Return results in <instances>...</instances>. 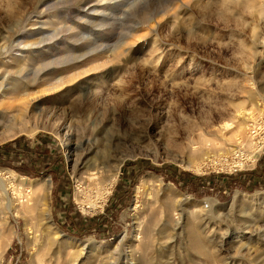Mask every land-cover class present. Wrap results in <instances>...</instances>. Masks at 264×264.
<instances>
[{
    "label": "rangeland",
    "instance_id": "374dc122",
    "mask_svg": "<svg viewBox=\"0 0 264 264\" xmlns=\"http://www.w3.org/2000/svg\"><path fill=\"white\" fill-rule=\"evenodd\" d=\"M0 86V131L31 100L58 132L0 143L40 171L0 150V264H264V0H0Z\"/></svg>",
    "mask_w": 264,
    "mask_h": 264
},
{
    "label": "bare ground",
    "instance_id": "6f19581e",
    "mask_svg": "<svg viewBox=\"0 0 264 264\" xmlns=\"http://www.w3.org/2000/svg\"><path fill=\"white\" fill-rule=\"evenodd\" d=\"M19 59L20 58H16V61ZM24 69H25L24 67L20 68L19 71L21 72ZM27 86H28V83H26L24 85V87L16 89V92H15V94H17L16 97L18 96V97L23 98V97L28 96L29 91L26 88ZM47 88H49V87H47ZM0 90H2V86H0ZM0 94H2L1 91H0ZM15 100H16V98H15ZM16 102L18 103V101H16ZM16 102H14V104ZM30 103H31V100L30 101L29 100H23L17 106H14V104H7L6 105V107H5L6 109L3 113V116L6 117L5 121L3 123L5 125L3 127H1L2 129L0 131V143L6 141L8 139L14 138L15 136L21 135V134H25L27 136H33L34 134H36L40 130L53 131L56 134L58 133L56 131V129L54 128V125L50 121L51 118H50L49 114H51V110L49 112V107L46 106V108H43L41 105L38 106L39 104L38 105H35V104L31 105ZM10 109H13V111H14L11 114H9L10 112H8V110H10ZM0 123H1V120H0ZM224 126L230 127L231 124L226 123ZM211 144L212 143L209 140H207L206 138H202V145L203 146H208ZM127 155L128 156H134L135 151L131 150L129 152V154H127ZM125 159H126V156L114 158V161L112 163L105 164V165L103 164L104 166L107 167V170H105V171H104V169H105L104 166H103L104 167V169H103L102 167H100L101 165L99 166V165L95 164L92 167H88V169L85 173L86 175L83 177H80V178H82V181L87 185V187H89L91 189L96 187L97 188L96 192L99 194V196L101 198L102 196H105L106 194H108L110 192V189L112 188V186L116 183L118 175L120 173L121 167H122ZM107 162H109V161H107ZM84 166H86V164ZM103 172H105V173H103ZM12 173L14 175H16L15 172L12 171ZM27 179L31 181V179H29L27 177L20 176V178L17 179L16 185L15 184L13 185L11 183V185H10L11 190L15 194H17V192H18L19 195H22V190H23L22 188L24 186H28L33 193L39 194L34 203L26 204L22 201L21 202L22 204L21 203L20 204L22 205L21 208H23L27 212H29L30 210L35 211L36 219L40 220V219H42V215L46 214L48 212L47 198H48V192L50 190V182L51 181L49 178L45 177V178L39 179L38 181H33V182L28 183L27 181H25ZM6 182H10V181L8 179H6ZM4 183L5 182L1 181V184L3 186H5ZM6 184H8V183H6ZM85 184H84V186H85ZM7 193L9 194L10 205H12L13 199L10 198V192L8 190H7ZM95 205H96V203H92L91 206H95ZM12 206H14V204ZM43 262H44V259L39 257L37 260V264H43Z\"/></svg>",
    "mask_w": 264,
    "mask_h": 264
},
{
    "label": "trees",
    "instance_id": "16d2710c",
    "mask_svg": "<svg viewBox=\"0 0 264 264\" xmlns=\"http://www.w3.org/2000/svg\"><path fill=\"white\" fill-rule=\"evenodd\" d=\"M36 138L39 139V136H37ZM26 137L25 136H20L17 137L16 139L7 142L6 144H4L3 146H0V150L3 151L4 154L6 155H12V157H18L21 159H25L26 157L30 158V168H28L25 165L21 166L20 168H16L19 172L30 175V176H37L40 171L38 169L37 163L39 162V158L34 157L33 153L28 150V146H26L24 144ZM15 145L16 148H12V146ZM5 155V156H6ZM39 155V154H38ZM22 163H25L22 162Z\"/></svg>",
    "mask_w": 264,
    "mask_h": 264
},
{
    "label": "built area",
    "instance_id": "2783aa9c",
    "mask_svg": "<svg viewBox=\"0 0 264 264\" xmlns=\"http://www.w3.org/2000/svg\"><path fill=\"white\" fill-rule=\"evenodd\" d=\"M256 132V131H255ZM254 132V133H255ZM256 136V139H255V146L254 147H257L256 149L259 148V150H263L264 149V135L261 136L259 133L254 135Z\"/></svg>",
    "mask_w": 264,
    "mask_h": 264
}]
</instances>
